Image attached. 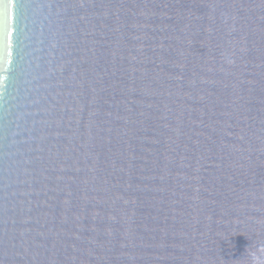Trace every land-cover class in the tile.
<instances>
[{
  "label": "water",
  "instance_id": "95a60500",
  "mask_svg": "<svg viewBox=\"0 0 264 264\" xmlns=\"http://www.w3.org/2000/svg\"><path fill=\"white\" fill-rule=\"evenodd\" d=\"M0 264H264V0H0Z\"/></svg>",
  "mask_w": 264,
  "mask_h": 264
}]
</instances>
